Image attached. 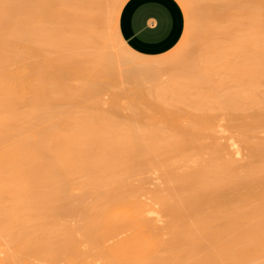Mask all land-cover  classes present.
<instances>
[{"label":"bare ground","instance_id":"6f19581e","mask_svg":"<svg viewBox=\"0 0 264 264\" xmlns=\"http://www.w3.org/2000/svg\"><path fill=\"white\" fill-rule=\"evenodd\" d=\"M122 2L0 0V207L4 198L12 202L0 216L18 223L11 259L25 253L48 264H264V148L248 134L264 133V0H212L222 26L214 44L194 46L190 67L175 57L123 65L114 59L116 36L102 24ZM172 62L173 75L158 82V68ZM106 72L120 83L105 76L114 84H101ZM142 79L155 87H129ZM108 88L109 111L87 104ZM122 97L133 98L128 118ZM221 111L240 135L230 138L226 154L215 122ZM249 111L252 121L241 120ZM207 138L213 144H203ZM244 150L254 154L245 166L236 158ZM186 168L192 171L176 176ZM152 171L163 173L165 193L149 191L151 181H130ZM161 218L168 219L166 233Z\"/></svg>","mask_w":264,"mask_h":264},{"label":"rangeland","instance_id":"374dc122","mask_svg":"<svg viewBox=\"0 0 264 264\" xmlns=\"http://www.w3.org/2000/svg\"><path fill=\"white\" fill-rule=\"evenodd\" d=\"M128 0H123V2L121 3V8H120V10L117 12V14H116V16L115 17H113L112 15H110V14H106V16H109L110 15V20L112 19V21H109L108 20V18H106V16H105V18L107 19H103V20H105L104 21V23L102 24L103 26H102V29H104V30H106L107 31V33H109L110 34V36H111V34H113L112 36H116V39L115 38H112V36H111V38H112V41H111V53H113L114 52V55H118L117 57L116 56H114L113 54H112V56L114 57V59H117V58H119V56H120V58H119V62L123 65V64H125L126 62H128V63H132V62H138V63H141V62H143V60L144 61H150V59H165L166 60V58H168V59H170L171 60V58L172 57H175L176 59H178V60H187L188 61V66L190 67L191 66V63L190 62H193V58H195V56L193 55V54H191V52L195 49V47L194 46H200V44H202V43H205V42H207L208 40L209 41H212L211 43L212 44H214L213 43V40L214 41H216V38L218 37L217 35H218V30L221 28V26H218V25H220L222 22H220V21H222V20H220L219 19V16L216 14V10H215V8L213 7V6H215V5H213V3L214 2H212V0H190L189 1V7H188V3H187V1L185 2V0H177L180 4H181V6L183 7V9H184V11H185V15H186V21H187V26H186V32H185V36H184V38H183V41L181 42V44L173 51V52H171L170 54H168V55H166V56H163V57H158V58H142V57H139V56H137V55H135V54H133L132 52H130V51H128V50H126L125 49V51L124 50H121L123 47H121L122 45L120 44H118V42L117 41H121V42H123L124 44H125V42L122 40V38H121V36H120V34H119V27H118V23H119V17H120V14H121V11H122V9H123V7H124V5L126 4V2H127ZM203 1H204V3H203ZM206 1V2H205ZM209 1H211V3L209 2ZM239 5H251V0H238V2H237ZM201 4H202V7H201ZM205 4H206V7H205ZM207 5L211 8H209V7H207ZM213 5V6H212ZM193 7H196V9L195 8H193ZM192 8V9H191ZM199 8V12L197 11V9ZM208 10H207V9ZM193 9H194V11H193ZM196 10V11H195ZM204 10H206V11H204ZM215 10V11H214ZM208 11V12H207ZM201 12V14H200V16L198 15L199 13ZM203 12H205L204 13V15L206 14H211V17L210 16H208V18H207V16L205 15H203ZM213 12V13H212ZM214 12H215V16H214ZM195 14V15H194ZM105 15V14H104ZM104 15H102V17H104ZM217 15V16H216ZM202 16V17H201ZM112 17V18H111ZM198 17H200V18H198ZM210 17V18H209ZM214 17H215V19H214ZM218 17V18H217ZM211 19H213V20H211ZM196 20V21H195ZM203 20H204V22H203ZM207 20V21H206ZM211 20V21H210ZM215 20V21H214ZM206 21V22H205ZM210 23H209V22ZM218 21V22H217ZM103 21L101 20V22L100 23H102ZM207 22H208V24H207ZM195 23V24H194ZM216 23H217V25H216ZM220 23V24H219ZM197 25V26H196ZM203 25V26H202ZM207 25V26H206ZM112 27V28H111ZM196 27V28H195ZM197 27H198V29H197ZM201 29H200V28ZM203 27V28H202ZM207 27V28H206ZM211 27V28H210ZM220 27V28H219ZM217 28H219V29H217ZM110 29H112V33L110 32ZM194 29H196V30H194ZM200 29V30H199ZM207 29V30H206ZM215 29V30H214ZM203 30V31H202ZM195 31V32H194ZM198 31V32H197ZM199 32H201V35H200V33ZM210 32H211V34H210ZM116 35H115V34ZM199 33V34H198ZM208 33V34H207ZM214 33V34H213ZM198 34V35H197ZM204 35H206V36H204ZM217 36V37H216ZM213 37V38H212ZM200 38H201V41H200ZM210 38H212V39H210ZM196 39H198V40H196ZM117 40V41H116ZM207 40V41H206ZM203 41V42H202ZM117 42V43H116ZM116 43V44H115ZM189 44H191V46H192V48H191V46L189 45ZM197 44V45H196ZM115 45H116V47H115ZM117 45H119V46H117ZM126 45V44H125ZM113 48V49H112ZM116 48V49H115ZM120 48V49H119ZM117 50V51H116ZM122 51H124L125 53H123L122 54ZM120 52V53H119ZM116 53V54H115ZM188 53H190L189 55H188ZM121 54H122V56H121ZM125 54V55H124ZM125 56V57H124ZM191 56V57H190ZM192 56H194V57H192ZM128 57V58H127ZM133 58V59H132ZM175 58H172L173 60L175 59ZM185 58V59H184ZM134 59H135V61H134ZM167 59V60H168ZM178 60H175L174 62L176 63V61H178ZM127 63V64H128ZM133 65H135V63L133 64ZM132 64H130V66H133ZM168 66V68H164V67H161L163 70H161V69H159L158 68V70H160V71H156L157 73H159V75L157 74V77L156 78H158V82H161V81H168L170 78L169 77H171L172 75H173V69L171 68V67H175L176 65L172 62V64H167ZM169 68H170V70H169ZM165 70V71H164ZM164 71V72H163ZM111 72V71H110ZM117 77H118V75H119V73H118V71L116 72V71H112ZM165 73V74H164ZM171 74L170 76H168V74ZM115 75H113V76H115ZM108 76V78H110L111 77V79H112V74H110V76H109V73H107L106 72V74L105 73H102L101 74V76H99V78H100V82H102V80H104L106 77ZM113 77V79L114 80H116L117 81V83L119 84L120 83V81H119V79L117 78V77ZM160 76V77H159ZM167 76V77H166ZM162 77V78H161ZM108 78H107V80L105 79L101 84H109V83H107V82H110V83H112V81L114 82V80L112 79V81L109 79L108 80ZM162 79V80H161ZM165 79V80H164ZM99 80V79H98ZM144 79H142L141 80V82L142 83H139L138 81H133V82H131L130 84H129V87H131V89H132V87L134 88V90L135 89H140V88H142V89H150V87H155V85H156V82H154V84L153 83H151L150 81H148V83H146V80H144ZM116 81L114 82V83H116ZM166 81V82H167ZM76 82V81H75ZM99 82V83H100ZM105 82V83H104ZM150 82V83H149ZM114 83H112V84H114ZM75 84H78V81L75 83ZM131 84H132V86H131ZM140 84H141V86H140ZM149 84V85H148ZM115 85H117V84H115ZM135 85V86H134ZM138 85V86H137ZM151 85V86H150ZM153 85V86H152ZM109 89V88H108ZM152 89V88H151ZM150 89V90H151ZM107 90V89H106ZM105 92V91H104ZM104 92H103V94L102 95H100L97 99L95 98V100H88L87 101V104L88 105H92V104H94L95 102H99L100 104H102V108H103V110H105V111H109V109L110 108H112V105H113V94H112V92H113V90L112 91H110V89H109V91L107 90L106 91V93L104 94ZM111 95H112V97H111ZM112 98V99H111ZM123 98V97H122ZM120 98L119 99V101H121V102H119L120 103V107H121V110H122V114H123V116L124 117H126V118H128V117H130L131 116V110H130V108L132 107V101L131 100H133V98H129V97H126V98ZM127 99V100H126ZM129 99H131L129 102H128V100ZM124 100V101H123ZM112 101V102H111ZM123 101V102H122ZM119 103H118V105H119ZM125 104V105H124ZM130 104V105H129ZM218 112H220V111H218ZM222 113H219V114H216V119H215V122L216 123H219V125H220V127L221 128H218L219 130H220V134L219 133H217L216 134V137H217V135L219 136L218 137V139L221 141H219L222 145H223V148L225 147V150L223 151V153L224 154H226L227 153V151L228 150H231L232 151V149H230L229 148V146H230V142H231V139L230 138H233V136H235L234 138H237V136H240L239 135V133L234 129L233 130V128L231 127L232 126V123H234V122H236L235 121V119L231 116V114H228V112H226V111H221ZM226 112V113H225ZM251 113H252V111H249L248 113H243L242 115H240V119L241 120H243L244 121V119H245V122H248L249 120H247V119H250V121L249 122H251L252 121V116H251ZM221 114V115H220ZM225 121H224V120ZM228 119V120H227ZM182 123H185L184 125H187L188 124V119H183L182 120ZM225 126V127H224ZM228 127V128H227ZM224 128H226V130L224 129ZM231 128V129H230ZM234 131V132H232V131ZM228 132V133H227ZM226 133V134H225ZM230 133H232V134H230ZM237 134V136H236V134ZM250 136H253V138H254V140H253V142L256 144V145H258V147L257 148H264V133H262V134H257V135H254V134H252V133H248ZM208 135V134H207ZM228 135V136H227ZM223 136H226L225 138L223 137ZM227 137H228V139H227ZM221 138H223V140L221 139ZM241 138V137H240ZM230 139V140H229ZM238 139H239V137H238ZM229 140V141H228ZM225 142V143H224ZM229 142V143H228ZM203 144H205V145H211V144H213V139L212 138H207L206 140H204L203 141ZM229 144V145H228ZM226 147L228 148L227 149V151H226ZM206 158H208V157H206ZM236 158H238L237 160H239V159H241V160H239L240 162H239V164L240 165H243V166H245L246 164H248L251 160H253V158H254V154H253V150H244L243 152H242V154L238 157H236ZM147 160H149V158H146ZM187 169V170H186ZM186 169H183V170H180V172H176V176H180V175H184V174H186V173H188V172H190V171H192V169H188V168H186ZM239 171H241V170H239ZM162 172L160 173H158V172H155V171H152V172H148V173H143L142 175H140V176H138V177H134V178H132L130 181L131 182H133L134 184H138V183H140V181L141 180H148V181H151V182H149V186H148V190L149 191H153V190H156L157 191V193H165V191H166V186L161 182V180L159 179V177L160 176H162ZM154 180V181H153ZM178 182L179 183H182L183 182V180H178ZM155 185V186H154ZM150 188V189H149ZM150 196V195H149ZM151 197V196H150ZM148 200V198L146 197H144V200ZM4 200H6V201H4V203L1 205V207H0V209L1 210H5V211H7L8 212V210L9 209H11V206H12V204H10V203H12L11 202V199H9L8 197L7 198H4ZM6 204V206H4ZM8 208V209H7ZM7 209V210H6ZM9 212H10V210H9ZM85 213H87L88 212V209H85V211H84ZM164 219V218H163ZM11 220H12V222H11ZM167 220L168 219H166L165 218V222H164V220H162V218H161V221L160 222H157L158 223V228L159 229H161V231L160 230H158V231H160V232H164V233H166L165 232V230H163V228H165L166 226L164 225L165 223H166V225H167ZM15 221V219L14 218H11V217H9V216H5V217H1L0 216V222H2V223H0V226H2V227H0V233H2V234H0V237L2 238H0V251L2 250L3 252L0 254V264L1 263H3V264H33V263H35V264H48V263H46V262H44V261H42V260H40V259H38V258H36V257H34V258H30V256L31 255H25V253H21V255H17L16 256V258H14V261H13V259H11V249L13 248V244H14V241L17 239V236L14 234L16 231H17V228H18V223L16 222H14ZM69 222H71V225H72V227L75 229V228H77L78 226H79V223L77 222V218L76 217H73V218H70L69 219ZM162 222V223H161ZM164 222V223H163ZM4 223V224H3ZM7 223V224H6ZM10 223V224H9ZM160 223H161V225H160ZM159 225H160V227H159ZM6 226V227H5ZM7 226H9V228H11V229H9ZM12 226V227H11ZM156 226H157V224H156ZM165 226V227H164ZM15 227V228H14ZM17 227V228H16ZM2 228V229H1ZM6 228V229H5ZM14 228V229H13ZM157 228V229H158ZM9 229V230H8ZM13 229V230H12ZM7 230H8V232H7ZM10 230H12V235H11V237H7V234L8 233H10ZM3 231V232H2ZM5 231V232H4ZM8 235H10V234H8ZM126 236V235H125ZM124 235H123V237H125ZM3 237H7V239H5V238H3ZM122 237V236H121ZM79 239H80V241H83L84 239H83V237H79ZM169 239V236L167 235V236H165V238H164V240H168ZM5 241V242H4ZM2 242V243H1ZM114 242L113 241H111V243H109L110 245H112ZM2 244V245H1ZM4 244V245H3ZM88 248L89 246L88 245H82V250H83V252H85V253H88V252H90V250H91V248L89 247L88 249H85V248ZM11 248V249H10ZM5 251V252H4ZM10 254H9V253ZM6 253H7V255H6ZM8 254H9V256H8ZM5 256H7V257H5ZM23 256H25V257H23ZM26 256L28 257V258H26ZM7 258H9V260L11 259L12 261H9ZM5 259V260H4ZM16 259V260H15ZM22 259H23V261H22ZM33 260V262H31L30 260ZM65 259H66V257H65ZM8 260V261H7ZM7 261V262H6ZM20 261V262H19ZM29 261V262H28ZM10 262V263H9ZM17 262V263H16ZM31 262V263H30ZM63 264H68L66 261L64 262H62ZM61 263V264H62ZM100 264V263H99Z\"/></svg>","mask_w":264,"mask_h":264},{"label":"crops","instance_id":"0c3cea01","mask_svg":"<svg viewBox=\"0 0 264 264\" xmlns=\"http://www.w3.org/2000/svg\"><path fill=\"white\" fill-rule=\"evenodd\" d=\"M186 15L177 0H128L119 17V34L127 48L142 58L173 52L183 41Z\"/></svg>","mask_w":264,"mask_h":264}]
</instances>
